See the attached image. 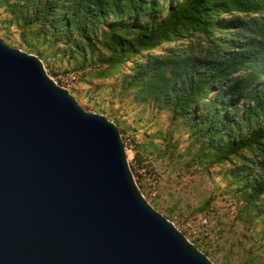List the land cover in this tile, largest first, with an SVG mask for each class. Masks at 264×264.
Listing matches in <instances>:
<instances>
[{"label":"water","instance_id":"obj_1","mask_svg":"<svg viewBox=\"0 0 264 264\" xmlns=\"http://www.w3.org/2000/svg\"><path fill=\"white\" fill-rule=\"evenodd\" d=\"M0 264H216L145 198L117 124L1 37Z\"/></svg>","mask_w":264,"mask_h":264},{"label":"trees","instance_id":"obj_2","mask_svg":"<svg viewBox=\"0 0 264 264\" xmlns=\"http://www.w3.org/2000/svg\"><path fill=\"white\" fill-rule=\"evenodd\" d=\"M0 7L26 44L36 32L91 54L108 21V51L91 60L89 74L116 76L131 62L127 85L189 128L201 144L199 161L212 166L239 157L231 174L252 176L243 209H264V0H0Z\"/></svg>","mask_w":264,"mask_h":264},{"label":"rangeland","instance_id":"obj_3","mask_svg":"<svg viewBox=\"0 0 264 264\" xmlns=\"http://www.w3.org/2000/svg\"><path fill=\"white\" fill-rule=\"evenodd\" d=\"M11 19L12 15L0 7V37L6 43L33 54L36 49L42 51L40 59L52 79L61 85L62 77L74 75L68 89L77 102L123 129L120 133L135 181L156 210L216 264H264V209L255 205L250 212L243 209L244 196L249 193L244 186L252 176L243 174L241 179L231 174L239 157L212 166L199 161L194 153L201 144H194L189 128L177 126L168 111L139 98V87L127 85L123 73L130 71L131 62L116 76L89 74L91 60L108 51L102 44L108 21H101L91 54L77 50L72 43H54L36 32L28 45L21 27ZM176 41L151 53L164 52V47ZM83 61L85 66L80 68Z\"/></svg>","mask_w":264,"mask_h":264},{"label":"built area","instance_id":"obj_4","mask_svg":"<svg viewBox=\"0 0 264 264\" xmlns=\"http://www.w3.org/2000/svg\"><path fill=\"white\" fill-rule=\"evenodd\" d=\"M74 78H75L74 75H65L61 79V86H63V87H65V88L68 89V86L72 83V81L74 80Z\"/></svg>","mask_w":264,"mask_h":264}]
</instances>
